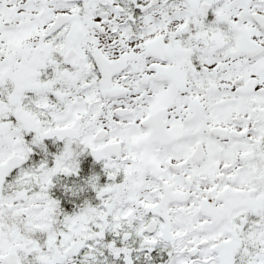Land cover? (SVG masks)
<instances>
[{
  "label": "snow or ice",
  "instance_id": "6c2138e0",
  "mask_svg": "<svg viewBox=\"0 0 264 264\" xmlns=\"http://www.w3.org/2000/svg\"><path fill=\"white\" fill-rule=\"evenodd\" d=\"M0 264H264V0H0Z\"/></svg>",
  "mask_w": 264,
  "mask_h": 264
}]
</instances>
